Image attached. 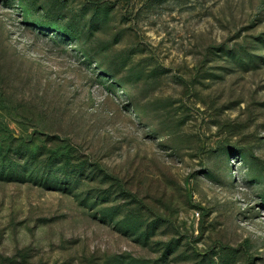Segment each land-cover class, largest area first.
<instances>
[{"label": "rangeland", "instance_id": "obj_1", "mask_svg": "<svg viewBox=\"0 0 264 264\" xmlns=\"http://www.w3.org/2000/svg\"><path fill=\"white\" fill-rule=\"evenodd\" d=\"M0 264H264V0H0Z\"/></svg>", "mask_w": 264, "mask_h": 264}]
</instances>
